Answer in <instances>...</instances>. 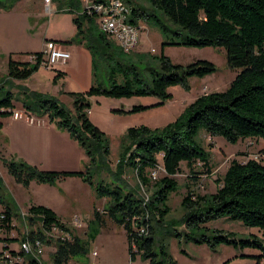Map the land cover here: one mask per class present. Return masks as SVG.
Instances as JSON below:
<instances>
[{
  "label": "trees",
  "instance_id": "obj_1",
  "mask_svg": "<svg viewBox=\"0 0 264 264\" xmlns=\"http://www.w3.org/2000/svg\"><path fill=\"white\" fill-rule=\"evenodd\" d=\"M18 1H0V10L10 11ZM123 2L129 8V24L137 27L138 22H144L157 29L161 37L158 55L123 52L97 28L96 15L85 8L76 12L69 1H62L72 15L74 41L90 54L91 83L84 91L66 93L71 109L63 107L55 97L14 83L28 78L40 65L46 67L41 50L26 53L32 61L13 60L11 53L7 56L6 73L0 79V118L11 115L13 101H18L25 115L45 116L58 130L66 132L87 160L83 174L41 171L10 159L3 163L7 175L23 188L31 182L55 186L66 178H78L95 199L107 201L101 212L93 209L83 239L76 237L50 209L30 205L25 212L27 239L36 238L46 247H54L48 264H68L73 257L86 254L89 242L95 239L106 218L122 228L129 261L137 257L146 264H175L166 248V241L173 238L178 245H205L211 252L220 245L236 251H255L256 255L247 257L258 264L264 260V165L254 160L230 161L223 175L215 180L213 193L185 192L180 202L182 230L176 231L166 218L168 198L177 188L173 177L180 164L189 173L197 163L210 172L209 151L196 140L200 130L230 144L245 138L264 139V0H148L143 9ZM164 46L222 48L225 64L235 74L223 90L196 96L163 127L137 125L125 129L112 175L119 181L123 170H130L138 186L149 191L148 197L141 198L124 186L93 179L96 150L104 158L109 150L105 134L90 122L87 111L89 98L96 95L153 96L155 104H162L170 98L168 87L179 85L187 90L189 77H202L215 70L213 63L204 59L183 65L173 63L162 53ZM52 71L53 83L65 75L59 69ZM145 107L136 104L116 111L134 112ZM159 167L162 176L151 180L150 173ZM4 200L0 192V243L16 254L18 248L11 247L18 242L10 236L14 229L12 212ZM220 219L253 229L257 235L240 236L207 226ZM32 226L36 229L32 230ZM52 230L60 237L51 242Z\"/></svg>",
  "mask_w": 264,
  "mask_h": 264
},
{
  "label": "rangeland",
  "instance_id": "obj_2",
  "mask_svg": "<svg viewBox=\"0 0 264 264\" xmlns=\"http://www.w3.org/2000/svg\"><path fill=\"white\" fill-rule=\"evenodd\" d=\"M59 1H71L76 4L77 0ZM122 1H127L130 3L129 5H135L142 9L148 5V0ZM42 4L43 0H24V4L15 5L16 7H13L8 15L0 14V79L5 76L9 53H11L13 60L32 61V56L26 53L42 50L43 43L49 40L44 39V37L69 41L65 45L68 47L70 60L65 66L58 62L49 65L51 67L40 65L28 78L15 80L14 83L35 93L55 97L63 107L71 109V100L66 93L84 91L91 83L90 54L82 44L74 41L75 27L71 21L72 15L65 11H58L59 5L53 0L48 10ZM137 25L142 52L158 55L161 50V37L159 40L157 29L146 25L144 22H138ZM136 48L137 44L133 50ZM150 49H152L151 52ZM133 50L129 51V54H133ZM162 53L171 62L182 65L197 59H204L213 63L215 70L202 77H189L187 90L179 85L168 87L167 92L170 94V98L162 104H155L156 98L153 96L114 98L96 95L89 98L87 111L90 122L105 134L109 150L106 158L103 157L99 149L96 150L93 179L112 183L121 188L124 186L127 191L136 193L141 198L148 197L149 191L138 186L135 176L130 170L124 169L119 181L112 175L120 150L119 140L125 129L137 125L146 126L150 129L161 128L171 122L182 108L196 96L223 90L235 74L234 70L226 66L222 48L164 46ZM52 69L61 70L65 73L64 77L56 78L55 83H53L54 72ZM12 90L15 92L16 88L14 87ZM136 104L146 107L134 112L116 111V109L128 110L131 105ZM13 107V111L22 112L25 116L18 101H13ZM43 117L47 123V117ZM35 119L38 118L32 116V120L35 121ZM0 120L5 124L8 119L2 117ZM22 122L24 123V121ZM50 124L54 125L53 123ZM22 136H24L22 145L19 146V143H16V148L21 149L26 161L12 154L14 152L18 154V151L14 144L9 143V138L6 139V135L0 139V192L5 199L4 202L12 212L14 229L10 236L16 238L18 242L24 231L27 230L25 212L28 204H26V200L32 193L27 191V188L13 182L7 175L3 163L13 159L23 161L41 171L82 172L83 174L84 165L87 163L85 155L79 154V152L82 153L79 147L74 146L72 141H67L57 134L50 136L49 132L40 131ZM196 140L209 151L210 172L206 173L205 169L197 163L193 172L189 173L184 165L180 164L179 172L173 177L177 185L176 191L170 194L167 201L169 213L166 223L176 231L183 229L182 224L179 223L183 214L180 202L187 190L197 195L213 193L216 188L215 180L223 175L232 160L238 163L254 160L264 165V139L262 138H245L238 140L235 144H230L220 137L209 136L200 130ZM50 150L52 153L49 155ZM48 155L49 162L47 160ZM56 155L58 159H56ZM158 162L160 166V157H158ZM162 174L161 169L157 168L154 171L155 179L160 178ZM70 182L69 184H72ZM83 184L81 183V188L74 185L68 187L66 185L64 188H59L57 184L53 186L58 192V197L63 201L61 203V201L55 200V204L59 205L55 213L57 218L80 239L84 238L86 225L92 217L93 209L99 207V210H95L101 212L104 207L103 201L95 199L92 191L87 189L86 184ZM47 199V196L43 194L37 196L38 201L43 202ZM73 223L74 225H72ZM207 226L225 232H233L240 236L257 235L253 229L222 219L208 223ZM31 229L35 230L36 226H32ZM98 233L95 239L89 242L86 254L73 257L68 264H85L88 261H93L95 264H146L137 257L134 261H129L125 235L121 227L113 225L105 218L104 225ZM58 237H60L59 233L53 232L51 242ZM18 242L13 243L11 247L17 250ZM166 244L167 253L175 264H255V261L247 256L257 254V252L248 249L236 251L223 245L211 252L205 245L190 243L178 245L177 240L173 238L168 239ZM93 248L96 252L95 257L91 256ZM53 250L52 245H48L43 250V264L49 263L48 256ZM258 264H264V260Z\"/></svg>",
  "mask_w": 264,
  "mask_h": 264
},
{
  "label": "built area",
  "instance_id": "obj_3",
  "mask_svg": "<svg viewBox=\"0 0 264 264\" xmlns=\"http://www.w3.org/2000/svg\"><path fill=\"white\" fill-rule=\"evenodd\" d=\"M43 3L45 4L44 8L48 10L49 0H43ZM84 8L87 9V13L96 15L97 28L123 52L134 49L138 42L137 27L128 23L129 8L122 0H103L88 4ZM41 52L47 67L56 62L64 63L68 58V51L64 46L52 40H46L43 43ZM11 117L13 119L24 118L25 121H30V116H24L22 112L12 111ZM154 171L150 173L151 179H155ZM52 231L54 232V230ZM22 235L16 254L8 251L6 247H1L0 243V264H43L42 255L46 246L36 238L31 241L28 240L27 230ZM91 256L95 257L96 253L92 252ZM85 264L95 263L88 261Z\"/></svg>",
  "mask_w": 264,
  "mask_h": 264
},
{
  "label": "crops",
  "instance_id": "obj_4",
  "mask_svg": "<svg viewBox=\"0 0 264 264\" xmlns=\"http://www.w3.org/2000/svg\"><path fill=\"white\" fill-rule=\"evenodd\" d=\"M91 1L92 0H77L76 1V4L74 2L69 1V4H70V6H71V8L73 10H75L76 12H78L81 9H84V7L87 6L89 3H91ZM51 2H52V0H49L48 8H50ZM53 2L54 3H57L59 5L58 11H65V12H67L66 11L67 9H65V7L62 6V2H60L59 0H53ZM22 4H24V0H20V1L16 2L15 5L18 6V5H22ZM64 4H66V2H64L63 5ZM15 5H14V7H16ZM42 6L45 7V4L43 3ZM11 10H13V8ZM11 10H10V12H11ZM1 13H5L6 15H8L9 14V11L5 12V11L0 10V14ZM44 39H52V40H57V41H65V40H61L60 38H46V37H44ZM159 40H160V35H159ZM65 44H67V43H64L62 45L68 51V47ZM151 51H152V49H150V52ZM133 52H136V53H144L140 49L139 36H138L137 48L135 50H133ZM68 60H70L69 52H68V58H67V60L64 63H60V64L65 66L67 64ZM13 110H14V107H13L12 111ZM5 117H7V119H8L5 122V124H3L2 120H0V122H1L0 139L2 137H4V135H6V139L9 138V143L10 144H14V147L15 148H16V143H19V146L22 145V138L24 137L22 135L29 134V133H38L40 131H45L47 133L49 132L50 133V136L57 134V135H59L60 137L64 138L67 141L68 140L72 141L74 143L73 145L76 146V147H78L77 144L68 137V135H67L66 132L61 131V130L58 131V129H56V127L54 125L52 126V124H50L48 121L46 123L44 121V117L43 116H41V117H36L35 116L36 118H38V119H35V121L32 120V115L30 116V121H25L23 119H20V120L19 119H13L11 117V115H8V116H5ZM5 117H3V118H5ZM22 121H24V123ZM76 147H74V148L76 149ZM16 150L18 151V154H16L15 152L12 153V154L17 155L18 158H20L23 161H26V159H24L25 158L24 157V153L21 151V149L19 148V150H18L16 148ZM51 153H52V150H50L49 155ZM57 154L59 155V152ZM79 154H83V152L82 153L79 152ZM49 155H48V158H47L48 162H49ZM56 159H58L57 155H56ZM74 170H76V169H74ZM69 182L72 183V184H69ZM81 183L82 182L78 178H74L73 177V178H66L65 180L57 183V185L59 186V188H64V187H66V185H67V187L69 185H74L77 188L78 187L81 188L82 187L81 186ZM87 189H89V187ZM26 190L32 193L30 195V197H28L27 200H26V204H28V206H30V205L43 206V207H46V208L50 209L55 214L57 212L58 206H59L58 204H55V202L56 201H61V203H63L62 199L60 197H58V192L56 191V189L53 186L35 184V183L31 182L27 186V189ZM39 194L46 195L48 199L47 200H44L43 202L42 201H38L37 200V196ZM99 200L103 201V204L104 205L107 202L104 199H99ZM95 209L96 210H99V207H95ZM56 217H57V215H56ZM94 246H95V244H94ZM92 252H95V248L92 249L91 253Z\"/></svg>",
  "mask_w": 264,
  "mask_h": 264
}]
</instances>
